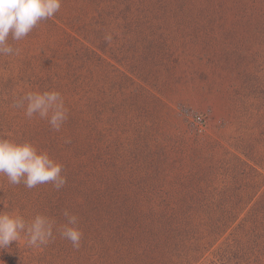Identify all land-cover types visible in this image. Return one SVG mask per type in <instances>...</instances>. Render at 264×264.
<instances>
[{"label":"rangeland","instance_id":"obj_1","mask_svg":"<svg viewBox=\"0 0 264 264\" xmlns=\"http://www.w3.org/2000/svg\"><path fill=\"white\" fill-rule=\"evenodd\" d=\"M0 55V137L66 183L0 175V210L77 217L80 246L0 264H264V0H61ZM61 94L59 131L18 101Z\"/></svg>","mask_w":264,"mask_h":264},{"label":"clouds","instance_id":"obj_2","mask_svg":"<svg viewBox=\"0 0 264 264\" xmlns=\"http://www.w3.org/2000/svg\"><path fill=\"white\" fill-rule=\"evenodd\" d=\"M61 7V0H0V55L18 54L19 50L9 44V37L19 41L26 37L41 20L52 18ZM26 105L25 115L46 118L51 127L59 131L67 119V110L58 91H29L20 101ZM62 164L46 151L38 150L31 142L22 143L0 137V175L6 176L12 185L23 183L32 189L51 182L56 189L66 183ZM66 223L55 221L43 214L30 219L19 212L0 210V249L9 248L12 242H23L28 247L39 248L53 238V230L79 248L82 233L77 227V217L64 212Z\"/></svg>","mask_w":264,"mask_h":264}]
</instances>
